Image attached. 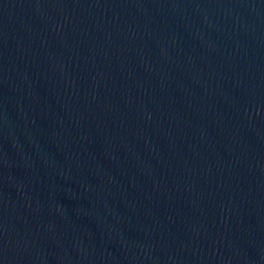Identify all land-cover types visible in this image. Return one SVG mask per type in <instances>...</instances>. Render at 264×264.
<instances>
[{"label":"water","instance_id":"1","mask_svg":"<svg viewBox=\"0 0 264 264\" xmlns=\"http://www.w3.org/2000/svg\"><path fill=\"white\" fill-rule=\"evenodd\" d=\"M0 264H264V0H0Z\"/></svg>","mask_w":264,"mask_h":264}]
</instances>
